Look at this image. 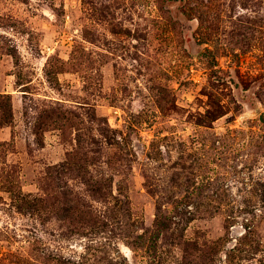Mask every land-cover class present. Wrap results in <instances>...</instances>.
<instances>
[{"label":"rangeland","instance_id":"obj_1","mask_svg":"<svg viewBox=\"0 0 264 264\" xmlns=\"http://www.w3.org/2000/svg\"><path fill=\"white\" fill-rule=\"evenodd\" d=\"M0 264H264V0H0Z\"/></svg>","mask_w":264,"mask_h":264},{"label":"trees","instance_id":"obj_2","mask_svg":"<svg viewBox=\"0 0 264 264\" xmlns=\"http://www.w3.org/2000/svg\"><path fill=\"white\" fill-rule=\"evenodd\" d=\"M211 55H212V53H210V52H206V55H205V57H207V58L211 59Z\"/></svg>","mask_w":264,"mask_h":264}]
</instances>
